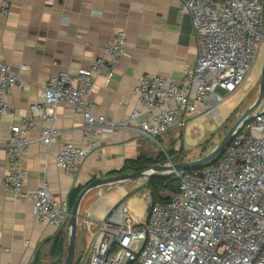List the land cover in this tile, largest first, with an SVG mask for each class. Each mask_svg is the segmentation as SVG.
I'll return each mask as SVG.
<instances>
[{
  "label": "built area",
  "instance_id": "obj_1",
  "mask_svg": "<svg viewBox=\"0 0 264 264\" xmlns=\"http://www.w3.org/2000/svg\"><path fill=\"white\" fill-rule=\"evenodd\" d=\"M11 7L12 0H0L2 15ZM180 10L192 18L198 46L195 67L180 80L143 73L134 88L140 108L130 118L156 142L174 127L185 129L199 118L216 115L227 96L241 88L264 47V0H183ZM126 38V31L120 30L89 67L50 76L43 102L32 104L33 115L11 127L7 163L0 162V184L19 199L33 201L42 223L64 226L70 204L56 197L47 182L35 192L23 191V156L33 142L49 146L56 141V109L61 103L82 114L89 137L104 128L128 127L93 113L89 100L96 77L110 73L126 54ZM25 85L0 57V115L13 113L6 99L10 89ZM38 114L50 125L41 126L32 138ZM96 145L91 139L84 145L64 144L56 166L75 174ZM174 175L178 188L161 193L165 201L141 188L145 220L134 219L124 198L111 207L97 222L86 264H264V99L215 162Z\"/></svg>",
  "mask_w": 264,
  "mask_h": 264
},
{
  "label": "crops",
  "instance_id": "obj_2",
  "mask_svg": "<svg viewBox=\"0 0 264 264\" xmlns=\"http://www.w3.org/2000/svg\"><path fill=\"white\" fill-rule=\"evenodd\" d=\"M182 1L12 0L9 14L0 13V57L26 82L23 88L13 86L6 95L13 113L0 115V162L4 164L11 127L20 124L21 117L33 115L32 104L43 102L50 76L61 71L75 74L89 67L118 31L127 34L126 54L110 73L96 77L89 100L94 104L93 113L105 114L116 124L127 123L128 127L104 128L89 137L84 132L82 114L70 104L61 103L56 109V141L49 146L33 142L23 156L22 167L27 172L24 192H35L47 182L56 197L69 201L73 189L95 178L123 173L128 160L151 157L149 153L166 145V135L179 139L184 129L174 127L159 137V145L142 134L138 121L130 116L140 108L134 88L141 74L180 80L195 67L198 46L192 18L180 10ZM34 117L37 128L30 133L32 138L41 126L50 125L41 114ZM90 139L97 145L78 172L69 175L56 166L55 158L64 144L84 145ZM127 185L107 186L96 192L92 189L84 196L74 264L89 261L97 222L122 198L128 203L131 192L125 190ZM33 206V201L19 199L0 184V264H64L68 222L62 227L42 223ZM60 233L64 249L54 255L55 239Z\"/></svg>",
  "mask_w": 264,
  "mask_h": 264
},
{
  "label": "rangeland",
  "instance_id": "obj_3",
  "mask_svg": "<svg viewBox=\"0 0 264 264\" xmlns=\"http://www.w3.org/2000/svg\"><path fill=\"white\" fill-rule=\"evenodd\" d=\"M263 61L264 47L259 55L257 63L241 88L235 93L229 94L225 102L220 106L218 113L221 116L219 118H215L219 115L217 112L218 115L199 118L202 119V122L200 124H189L184 131L180 132L179 139L174 138L172 135H166V145H162V147L159 146L157 151L151 152L148 155H151L154 159H163L156 164H171V162H179L180 158H184V160H194L208 154L226 136L230 128L240 118L242 112L256 100L259 94ZM196 126L198 127L196 128ZM157 144H161L160 140H158ZM147 180L148 179H136L122 181L112 185L95 188L94 191H101L107 186L119 187L128 184L125 186V190L128 189V193L131 192L128 196V207L135 220H145L147 216V204L140 196V189L144 187ZM128 193H126L125 196L128 195Z\"/></svg>",
  "mask_w": 264,
  "mask_h": 264
},
{
  "label": "water",
  "instance_id": "obj_4",
  "mask_svg": "<svg viewBox=\"0 0 264 264\" xmlns=\"http://www.w3.org/2000/svg\"><path fill=\"white\" fill-rule=\"evenodd\" d=\"M263 99H264V61L261 69L259 94L256 100L248 108H246L244 112H242L240 118L230 128L226 136L208 154L194 160H184V158H180V161L176 163L171 162V164H154L141 171H133V172L122 173L108 177H99L90 181L81 190L71 209L70 218L67 224L69 229V242L67 245V254L64 264H74L77 227L80 218V206L84 196L90 190L103 187L106 185H112L122 181L149 179L154 176H170L176 174L177 172L197 169L206 164L213 163L217 159V157L223 152L224 148L230 143L234 133H236L240 129V127L248 120V118L251 117V115L258 108V106L261 104Z\"/></svg>",
  "mask_w": 264,
  "mask_h": 264
},
{
  "label": "trees",
  "instance_id": "obj_5",
  "mask_svg": "<svg viewBox=\"0 0 264 264\" xmlns=\"http://www.w3.org/2000/svg\"><path fill=\"white\" fill-rule=\"evenodd\" d=\"M163 159H154L147 156H140L134 160H128L121 172H132V171H141L146 169ZM215 162V161H214ZM179 184V179L176 175L170 176H154L147 180L146 184L144 185L146 188L150 189L157 200L165 201L167 198H163L162 194L165 191L173 192L177 190ZM84 187H77L73 189L70 193L69 204L70 207L73 206L77 196L81 192ZM64 237L62 233L56 236L55 244L53 248V254L58 255L61 254L64 249Z\"/></svg>",
  "mask_w": 264,
  "mask_h": 264
},
{
  "label": "bare ground",
  "instance_id": "obj_6",
  "mask_svg": "<svg viewBox=\"0 0 264 264\" xmlns=\"http://www.w3.org/2000/svg\"><path fill=\"white\" fill-rule=\"evenodd\" d=\"M219 114V113H218ZM218 114H216V115H218ZM215 116V115H214ZM218 116H221L220 114L218 115ZM202 122V119H197V120H195V121H193V122H191V123H198V124H200ZM190 123V124H191ZM198 126H196V128H197Z\"/></svg>",
  "mask_w": 264,
  "mask_h": 264
}]
</instances>
